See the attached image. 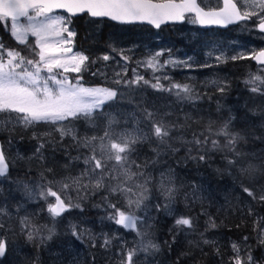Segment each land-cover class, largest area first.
<instances>
[{
	"label": "snow or ice",
	"instance_id": "6c2138e0",
	"mask_svg": "<svg viewBox=\"0 0 264 264\" xmlns=\"http://www.w3.org/2000/svg\"><path fill=\"white\" fill-rule=\"evenodd\" d=\"M239 5L238 7L233 0H223V7L206 11L197 0H0V23L10 22L11 36L26 46L29 35L36 38L35 46L31 47L33 58L23 56L17 50L6 49L0 43V113H15L13 122L25 129L41 124L48 125L51 132L46 135L58 133L60 142L68 137L77 149L87 150L82 157L70 158V161L82 158L85 169L76 177H65L68 182L61 183L60 187V191L65 194L64 198L49 186L51 181L48 185L43 183L36 185L40 189L38 194L25 184L24 190L28 197L34 198L38 195L43 199L47 203L49 216L55 221L72 207H79V204H73L71 197L67 195L68 190L73 186L77 190L90 188L93 193L104 190L106 194L103 199L107 207L113 209L107 218L115 225L131 230L143 238L146 235L142 230L145 218L137 215V212L142 207L147 208L145 201L150 198L155 200L158 196L162 197L165 203L161 205L155 202L152 206L156 211L163 208L167 216L174 218L175 231L184 232L185 235L194 232L196 228L194 218L179 215L175 208L179 189L175 186L171 173L167 176L161 174L157 193L153 194L148 187L152 177L142 170V165L136 163L133 156L138 153V146L145 143L151 144L153 140L156 142L153 151L157 156L164 149L178 151V148H173V143L179 142L182 146L190 145L191 147L187 148L189 157L198 161H204L212 152H230L232 158L225 156L227 164L251 176L256 168L252 164L244 166L246 154L238 151L237 145L245 137L231 129L230 125L234 118L230 117L217 129L212 127L215 121L210 120L205 129L207 134L193 133L191 140H186L182 134L173 135L174 131L179 132L183 129L184 125L167 121L165 119L167 114L160 115L146 108L141 110L143 118H137L132 128L127 127V122L125 127L121 128V122L104 111L105 105L111 108L113 105L109 102L116 101L118 96L116 90L106 87H85L80 83L82 77H78L73 82L63 75L67 72L80 73L89 58L80 53L70 54L73 53V49L70 46L72 42L68 38L74 36V33L66 26L68 21L63 16H52L50 13L53 9H65L72 15L88 13L92 17H109L121 22L146 21L156 28L167 21H184L189 14H191L192 23L198 22L202 25H227L236 20L256 17L259 20V30L264 32V0H239ZM241 8L254 10L241 12ZM21 18H25L27 23H22ZM65 33L68 38H65ZM52 37H55V40H51ZM161 55L160 52L156 53L146 62L147 65L149 67L158 65V58ZM244 58H251L258 64L264 65V50L255 52L250 57L243 55L230 57L233 61ZM103 59L108 60L109 56L105 55ZM216 59L226 62V58L222 59L221 56H217ZM166 63L174 64L176 61ZM141 80L143 77H137L132 83H139ZM257 82L264 84V79L256 75L245 81L246 84L252 85H256ZM144 83L149 84V81ZM212 83L216 85L217 91L221 93L226 91V84L221 85L217 81ZM151 87L157 91H174L176 98L181 101L199 98L188 84H173L165 89L157 78V82L151 84ZM250 90L264 95V90L258 86ZM101 118L106 121L102 135L81 136L78 133L76 122L83 120L89 127L96 129L99 127L97 121ZM219 137L224 138L223 145ZM209 144L210 147H208ZM43 148L44 144L41 143L36 149L40 160L44 159L41 151ZM193 149L197 155H192ZM17 158L23 159V157ZM46 170L52 171L51 168ZM8 173L9 162L6 160L3 148L0 147V177H6ZM41 178L44 179L43 173ZM85 180H87L86 183ZM241 189L247 196L264 202V195L257 197L252 189L243 185ZM112 196L117 197V203L122 200L123 206L117 207V203H111L109 197ZM48 197H54L55 202H48ZM202 215L208 217L205 231L218 227L210 213L205 210ZM20 224L22 230L28 229L26 236L30 242L40 237L42 228L47 230L48 235L43 237L40 243L50 240L54 235V228H47L46 225L36 226L28 216H24ZM260 231L259 242L264 245V228ZM72 235L77 239H82L83 236L82 233L77 232L75 225L72 226ZM201 237L202 240L197 243V247L200 243L215 247L216 241L205 238L203 233ZM247 239L248 237H244L245 241ZM110 244L111 240L105 238L102 246L108 247ZM93 246H95L94 242ZM148 247L159 250L158 245L149 241L147 245L127 250L121 264H134L133 257L139 251H147ZM231 249L234 255L229 257L230 264H261L250 250L246 253V258H242L240 245L236 242H232ZM5 251L6 242L0 240V257L5 255ZM215 252L218 257H221L219 247H215Z\"/></svg>",
	"mask_w": 264,
	"mask_h": 264
},
{
	"label": "trees",
	"instance_id": "16d2710c",
	"mask_svg": "<svg viewBox=\"0 0 264 264\" xmlns=\"http://www.w3.org/2000/svg\"><path fill=\"white\" fill-rule=\"evenodd\" d=\"M74 22L77 28L78 40L80 41L81 46L87 48V50L91 52H100L106 48V45L108 43H111L114 45L115 43L120 42L122 39L126 41L128 40L132 41V40L139 39L140 37L141 38L145 37V34L140 33V32L136 34L133 29H116V28H112L108 26H102L101 30H99L97 26L93 24H87L89 22L85 23L83 18H77ZM252 32L253 30L247 29L244 35L243 34L240 35L242 39L241 41L246 44L250 43L253 45V47L257 48L260 46L261 42L259 39H256L253 37ZM172 38H174V36H172ZM235 43H237L236 39H232V41L230 42V44L234 46H235ZM199 61H202V59H199ZM248 63L249 61L246 59H237L235 61H232V63L229 66H227L226 71L222 73L221 77L224 78L225 80L224 85L225 84L227 85L226 87L227 96H223V97L225 98L227 97V99L230 101L234 100V97L239 98L242 104H241V107H239L240 111L238 112V116H241V114H247L248 116L251 117V112L253 111L259 112V111H257L256 105L250 106V103H249L252 97L249 96L248 94L249 92L247 90L248 88H250L251 84H246L245 81L251 79L255 75L252 73L254 72L252 65L250 67ZM228 67L230 68L228 69ZM242 78L244 79L242 80ZM144 81L146 80L140 81L139 83H132L127 86L123 85V86L118 87V90H116L118 92V96L115 101V104L116 106H123V112L127 114V117L125 118L116 117V119L121 122L120 123L121 128L125 127V122H127V127L132 128L137 118L139 119L143 118L141 110L144 109L143 101H145V97L147 95L146 88H149V86L145 84ZM96 85H101V84H96ZM201 98H203L204 100L203 103H199L195 101L188 103V105L186 106L190 108L188 112L199 113L200 109L199 110L196 109L194 107L195 104H199L201 105V107L205 105L209 107L212 105H216L218 101L217 96H215L212 100V96L205 95V93L202 94ZM225 98L219 99V101ZM215 99H217L216 102H214ZM248 109L251 112H248ZM200 112L205 116H202L200 114L196 116V119H200L201 122L199 123H202L203 121L206 120L207 118L206 113L209 112V110H207L206 113H203V111H200ZM174 119L175 121H180L183 118H182V115L176 114L174 116ZM192 119L194 118L192 117ZM104 123H106L105 120H104ZM191 123L192 122L190 121L185 122L183 124L184 127L181 130L182 131L187 130ZM85 127L87 129L89 126L83 120L76 122V128L78 130V133L82 132L85 129ZM213 129H217V128L213 127ZM181 130L179 132L174 131L173 135L174 136L181 135L180 134ZM239 132L241 133V135L245 137V139L237 145L238 151H242L243 149L250 148L253 145L254 141H258V142L264 141V134H261L258 131H251L250 128L247 131H239ZM213 138H216V137H213ZM219 139L222 140L223 137H219ZM54 142H55L54 140H48L46 142L47 148L44 151L52 152V153L47 154L48 155L47 158H45V156L43 155L44 157L43 160H49V161L51 160V162H53L51 165L50 164L47 165L46 163L41 164L42 160L38 159L39 155H32L31 160H29V157L28 156L26 157L27 155L26 153H24L23 155L25 160L20 159L17 162L15 172L13 170L11 172L15 173V180L17 182H19L21 179L24 180L22 182V188H24L25 184H27L28 186H30V188H32L36 183H38V182H35L36 179H38L39 181H43L47 185H48V182L51 181L52 183L49 186H52L53 184L57 182H59V184L68 182L67 180H65V177H76L80 175V171H79L80 167L78 168V166L81 165L82 158L80 160L71 159V161H70V158H75L77 156L82 157L83 154H86L87 150H85V152L77 151V150L71 151L73 150L72 148H69L68 150H63L65 148L63 147L62 144H61L62 148H52V143ZM220 143L221 145H223L222 142ZM155 147H156L155 140H153L151 144L145 143L142 146H138V153L133 156V157L137 156L136 159L140 162V165H142V170L146 174H150V176L155 175V173L157 172L160 166L174 162L175 160L179 159L180 156L186 155L189 157L187 148L191 146L190 145L182 146L179 142H175L173 143V148H178L179 149L178 151H171V150L164 149L161 151V154L159 156H157L156 153L153 151V148ZM194 152L197 155V152L195 151V149H193L192 154ZM226 155L228 158H232V153L226 152V151L225 152L217 151V152L209 153V157H206L204 161L193 160L189 157L190 165L188 166V168H185V171L189 172L196 167L200 172L206 171L207 175L213 179H220V178L225 179L224 176H221V171H222L221 167L223 168V164L226 161L225 159ZM21 161L23 163H21ZM167 161H170V162H167ZM26 163L28 164L32 163L35 167L38 168L39 171L35 172L34 170H32V168L30 169V167H27L28 164ZM65 165H68V167H64ZM48 168H51L52 171L50 172L47 171L46 169ZM41 173H43L44 179L41 178ZM45 176L47 177V179H45ZM259 176L260 178L263 177L260 174ZM152 184H153V180L149 183L148 187L154 194V189H153ZM15 189L16 188L14 187L6 186L3 188L2 191H0V196H3V195L6 196L8 192L15 193ZM68 191L73 195V197L76 198V200L79 203L84 205L85 208H89L92 211L93 220L99 219L98 208L103 206L102 200H104L103 197L106 194L104 190L95 191L93 193V191L90 188L87 190L85 189L77 190L75 186H73ZM112 198L113 196L109 197V199H112ZM14 200H17V198H12L6 201V203L10 201H14ZM22 201L25 203L23 206L29 205L27 204V200H22ZM32 201H34V199H32ZM155 202H156V199L153 200L152 198H150L147 201V204L149 205L148 212L154 222V224L151 227L153 232L147 235V239L153 242V244L158 245L159 250L157 251L156 249L150 247V259L158 261L160 264H208L206 259L202 260L199 257L201 254H199L195 250L189 247H187V250H185V247H186L185 244H184L185 247L183 246V243L180 246L179 245L175 246L171 244L174 230L170 228L169 224L160 226L161 224L160 213L159 211H156L155 208L152 206L153 203ZM200 217H202L204 220L206 219L202 214L200 215ZM80 219L81 218L79 217L76 218V220H80ZM235 220L237 221L236 224L234 222L232 223L230 221L228 222H230L229 224H230L231 230H233L235 234H239L244 230L245 226L240 224V222L243 219L236 218ZM107 229L111 233V229L108 227ZM61 233L55 236L54 238L47 240L48 247L51 246L52 248H54L53 247L55 246L54 240L57 237L60 238L62 243L66 242V237L62 236ZM154 233L155 234L157 233L158 235H155ZM91 248L92 246H89V251H88L89 255L86 254L87 255L86 260L87 262H90V264H106V263L108 264L116 260V258H106V257L104 259H100V254L98 253V251L96 252L92 251ZM38 252L40 255H42V250L40 249L39 244L37 243L35 246L31 245L29 251H25L24 255L21 256V260L23 261V258L25 257V255H27L29 257L28 259L29 262L27 264H32L33 262L37 263L38 262L37 260ZM103 252L104 251H102V253ZM103 254L108 255L107 257H119L123 255L122 252L119 250H117V252L111 251L109 253H103ZM60 259H61L60 262L65 261L66 264L69 262L67 258H60ZM186 259H188V261ZM46 260L53 261L54 263L60 264L59 261L53 260L52 258L41 259L39 261V264L40 263L44 264Z\"/></svg>",
	"mask_w": 264,
	"mask_h": 264
},
{
	"label": "rangeland",
	"instance_id": "374dc122",
	"mask_svg": "<svg viewBox=\"0 0 264 264\" xmlns=\"http://www.w3.org/2000/svg\"><path fill=\"white\" fill-rule=\"evenodd\" d=\"M242 9H243V11L254 10L251 8H247V9L242 8ZM255 10L258 11V9H255ZM254 18L256 20H258L256 17H254ZM40 19H42V18H40ZM22 23H27V21L25 20ZM64 35H65V38H68L66 33ZM29 36H31V35H29ZM50 39L55 40V37H52ZM68 39L71 40L72 43L70 46L73 49L72 37H70ZM140 40H142L141 37L139 39L132 40V41L131 40L126 41V40L122 39L120 42H117V45H118L117 47H115L113 44H109V43H108V45L109 46L113 45L116 48L117 52L119 51V52L126 53L127 55H131V54H133L132 52H134L135 49L132 46H130V43L136 44ZM178 42L181 44V50L186 51L182 47V41H178ZM140 46H142V45H140ZM140 46H139V48H141ZM143 51L145 52L144 49H143ZM189 51H192V50L189 49ZM158 52L162 53V55L159 56V58H158L159 64L154 66V67L148 66V68H151L152 70L157 72V74H162V75H165V73L166 74L167 73H174V72H164L167 68H171L172 70H178L179 72L176 73V77L180 78L184 82L194 84L198 89H200L201 85L200 86L197 85L198 81H199V79L197 78L198 75L195 72H189L188 71L191 69L189 66L191 65L192 62H190L189 60H176L173 56L168 55V50H166V51H155L149 58H152ZM74 53L75 52L73 51V53H70V54H74ZM247 57H248V55H247ZM139 58L140 59H137L134 62V65L132 67L128 68L129 71L126 72L128 77H135V78L138 77V75H139L138 70H140L138 67L145 68V66L147 65L146 62L149 59L146 58L145 63L142 65L143 60H141V59H143V57L140 56ZM167 61H176V63H174V64L173 63H166ZM117 63H118V60L115 59L114 64H117ZM182 68H184V69L181 71ZM225 68H227V67H225ZM229 68L230 67H228V69ZM125 70H126V68H123V69H121V72H123V74H125ZM161 72H163V73H161ZM200 77H201L200 82L207 85L205 87H211L212 85H214L212 82L217 80L215 78H212L209 74H204L203 76H200ZM243 79L244 78H242V80ZM209 93H212V92H209ZM222 98H225V97L218 98V101H217V99L215 100V102L217 101L215 106L208 107L207 105H205L203 107H200L199 108L200 110L198 109L199 113H196V114L193 113L192 117L194 119H190L189 121H191L192 124L195 126V122H198V123L201 122L200 119H196V116H198L200 114L202 116H205L200 111H203V113H206V111L209 110V112L206 113V115H207L206 119H208L209 121L210 120L215 121V123L213 125H215L216 128H219L224 123V121L228 120L230 117L233 118V116H235V117H238L235 120V124H236V126L241 128L240 131H247L250 128L251 131H258L259 133L264 134V102H261L262 100L258 101V100H255L252 98L251 101L249 102L252 105H256L257 111L260 112V114H258L255 118H252V117L248 116L247 114H241V116H238V112L240 111L239 107H241V104H242V102L239 98L234 97V100L230 101L226 97L225 99L219 101V99H222ZM248 112H251V111L248 110ZM15 116H16L15 113H12V114L0 113V133L1 134L8 135L15 128L21 127L19 125H16L13 122ZM183 116H188V115L183 114ZM10 117L12 118L11 121H10ZM206 127L207 126L204 124V121L200 126H195V128H198V129H205ZM22 139H24V142H26V143L31 142V138L23 137ZM6 147H8V146H6ZM9 149H10V146H9ZM7 152L11 155L15 154L14 150H9ZM25 152L27 154L26 157L28 156L29 160H31L32 155H31L30 151L25 149V150H23V153H25ZM241 152L246 154L244 166L247 167L248 164H252L256 168V171L251 176L248 175L249 180L247 181L248 182L247 186H249V183L252 180L257 178L258 173L264 177V141H260V142L254 141L253 145L250 148L243 149ZM51 153L52 152H45V155H44L45 158L48 157L47 154H51ZM48 161L49 160H42L41 164L46 163L47 165L48 164L51 165L53 163V162H51V160L49 162ZM167 162H170V161H167ZM21 163H23V162L21 161ZM26 164H28V163H26ZM27 167H30V169L32 168V170H34L35 172L39 171L38 168L35 167L32 163H29L27 165ZM79 167H81V166H78V168ZM221 170L224 172V174H226L227 172H233V168L227 164V161L224 162L223 168L221 167ZM165 176H167V175H165ZM237 177H238V180H241V178L238 175H237ZM160 179H161V177H160ZM172 179H173L174 184L176 186L174 178H172ZM262 180H264V178ZM231 183L232 182L229 181V183L227 182V183H223V184H219V185H216V184L214 185V184H210V183L206 184V185L194 184L192 187L190 185V186H188L186 188H182V189L180 187H177L179 189L177 196L191 202V206H189L185 209L189 213L192 212L195 217H197V215L193 212L194 207L200 206V205H207L208 212L212 215V217L214 218V220L217 223L221 224L224 222L223 223L224 225L229 226L228 221H230L231 223L234 222L236 224V222H237L235 220L236 218H240V219L244 218L242 220L243 223L241 221L240 224L244 225V223L246 221L245 228L251 230V235L253 236L254 245H252V244L251 245H248V244L245 245V244L237 243L240 245V248H241V253H240L241 257L246 258V253L250 250L252 255L257 260L260 259L261 261H264V245H261L259 242V238L261 235L260 230L262 228H264V203L261 204V201H259L258 199H251L247 195H244L241 203H239V201L237 202L236 198L239 197V193L236 191L234 192L233 186H231L232 185ZM259 184H260V182H259ZM256 187L257 186H253L252 188H253L254 192L257 193V196H259L260 194H264V190L262 188L256 189ZM162 200H163V203H165L163 198H162ZM52 203H54L53 200H52ZM24 204L25 203L23 201H21V203H20V202H17V200L10 201L8 203L4 202V204H3V206L5 207V213L7 215H13V217H15V218L9 219L7 215H4L5 217L2 221V224L7 229L11 230L14 235H17L18 232L20 231V229L22 230L20 221L24 216H28L34 225H42V224L46 223L44 216L39 217L37 220H33L32 217L30 216V214L24 212L23 210H20L19 214H16L14 212L15 206L21 205L22 207H25V206H23ZM249 209H251V213H249ZM66 215H72V213H70L69 211H66ZM32 216L34 217V219L37 217L36 215H32ZM77 221H79V220H71L68 227L61 233V234H63V236L66 237V239L68 237H70V235L72 233V226L75 225L77 227V225H78ZM108 228L111 229V227H108ZM23 230L26 231V229H23ZM111 233H113L114 237H118V235L112 229H111ZM210 233H215V232L203 233L204 237L216 241L215 247H219V250L223 251V256H221L222 259H221V257H218L216 255L215 247L211 246V245H203L206 247V249H203L202 245L200 247H198V248H202L200 251H198L199 254H201L199 257L202 260L206 259L208 264H216L219 261H222L223 264L230 262L229 261V255L231 257L234 255V253L232 252V249H231L232 242L228 243L227 238L224 237L223 235L216 234L217 236L213 237L212 236L213 234L210 235ZM194 234H197V236L200 238L199 240H202L201 233H194ZM182 240H183V238L181 237L178 241L179 246L181 245L180 243L182 242ZM13 241L16 244V239H14ZM39 241H40V238L37 237L34 241H32V242H34L32 245L35 246L37 244L35 242H39ZM127 241H128V244H127L128 249H133L134 248L133 242L129 239ZM190 241L193 242V243H188L191 246H196L198 243V241L195 237L189 236L188 242H190ZM178 243H175L176 246L178 245ZM182 243H183V246L185 247V245H184L185 242H182ZM54 244H55V246H53V247L57 253H60V258H67V256H65L64 253L68 252V246L74 247V244L70 240H67L66 242L62 243V241L58 237L54 240ZM115 249L116 248L113 247V250H111V251L117 252V250H115ZM18 250H19L18 245L17 246H15V245L9 246V254L7 257L8 262L6 264H27L29 262L28 261L29 257L27 255H25V258H27L26 262L21 260L22 253H18ZM185 250H187V246L185 247ZM76 251H78V250L76 249V247H74V249H72L71 252L74 253ZM88 251H89V247L87 249V252L80 256V258L76 264H90V262H87V260H86L87 255H89ZM259 251H261V253L259 254V256H256L255 255L256 252H259ZM98 253H100V259L105 258V257L101 256L103 253H101V252H98ZM105 256H108V255H105ZM196 259H197V257H196ZM63 263L66 264L65 261L60 262V264H63ZM32 264H36V262H33ZM44 264H57V263H54L53 261L46 260ZM261 264H262V262H261Z\"/></svg>",
	"mask_w": 264,
	"mask_h": 264
},
{
	"label": "water",
	"instance_id": "95a60500",
	"mask_svg": "<svg viewBox=\"0 0 264 264\" xmlns=\"http://www.w3.org/2000/svg\"><path fill=\"white\" fill-rule=\"evenodd\" d=\"M67 11V10H66ZM121 22V21H120ZM170 21H167V22H165V23H163V24H167V23H169ZM123 23H147V24H149L148 22H146V21H134V22H123ZM152 25V24H151ZM162 25V24H161ZM154 26V25H153ZM254 62L255 63H257L255 60H254ZM258 64V63H257Z\"/></svg>",
	"mask_w": 264,
	"mask_h": 264
},
{
	"label": "bare ground",
	"instance_id": "6f19581e",
	"mask_svg": "<svg viewBox=\"0 0 264 264\" xmlns=\"http://www.w3.org/2000/svg\"><path fill=\"white\" fill-rule=\"evenodd\" d=\"M206 76V75H205ZM201 78V77H200ZM224 170V169H223ZM228 171V170H227ZM29 178V177H28ZM30 179V178H29ZM232 184V183H231ZM232 186V185H231ZM220 187V186H219ZM228 188V187H227ZM262 191V190H261ZM232 192V191H231ZM229 193V192H228ZM8 220V219H7ZM21 230V229H20ZM69 231V230H68ZM18 232V231H17ZM19 233V232H18ZM67 233V232H66ZM41 239V238H40ZM40 246V245H39ZM108 262V261H107ZM107 264V263H106Z\"/></svg>",
	"mask_w": 264,
	"mask_h": 264
}]
</instances>
